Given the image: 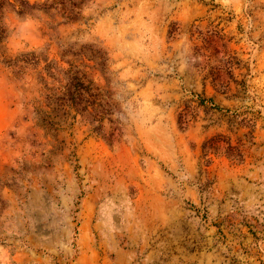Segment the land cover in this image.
Segmentation results:
<instances>
[{"label":"rangeland","instance_id":"obj_1","mask_svg":"<svg viewBox=\"0 0 264 264\" xmlns=\"http://www.w3.org/2000/svg\"><path fill=\"white\" fill-rule=\"evenodd\" d=\"M0 264H264V0H0Z\"/></svg>","mask_w":264,"mask_h":264},{"label":"trees","instance_id":"obj_2","mask_svg":"<svg viewBox=\"0 0 264 264\" xmlns=\"http://www.w3.org/2000/svg\"><path fill=\"white\" fill-rule=\"evenodd\" d=\"M90 87L89 84H85L82 80L81 77H78L77 75H72L70 78V82L67 84L66 86V90H65V96L69 102V105H71L72 107L80 104L81 101H83L82 99V95L86 94L88 97H94V99L96 98L97 94L95 93L94 96L92 93H90ZM210 100V99H209ZM85 101H89L87 99H85ZM206 101L205 98H201L200 99V103L199 104H204ZM86 102V103H87ZM97 106L101 109V113L103 114V107L104 105L99 101V103H97ZM82 110H85V105L82 107ZM105 114L109 111V110H104ZM98 126H96L94 128V130H103L104 129V125L102 124L103 122V116H98Z\"/></svg>","mask_w":264,"mask_h":264}]
</instances>
